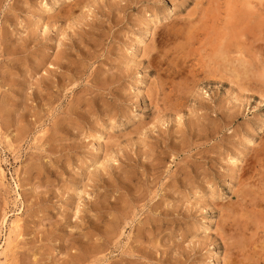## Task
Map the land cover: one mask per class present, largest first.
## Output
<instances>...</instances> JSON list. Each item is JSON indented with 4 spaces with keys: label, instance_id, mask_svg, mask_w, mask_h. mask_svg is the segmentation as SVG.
Segmentation results:
<instances>
[{
    "label": "rangeland",
    "instance_id": "rangeland-1",
    "mask_svg": "<svg viewBox=\"0 0 264 264\" xmlns=\"http://www.w3.org/2000/svg\"><path fill=\"white\" fill-rule=\"evenodd\" d=\"M263 157L264 0H0L2 264H264Z\"/></svg>",
    "mask_w": 264,
    "mask_h": 264
},
{
    "label": "bare ground",
    "instance_id": "bare-ground-1",
    "mask_svg": "<svg viewBox=\"0 0 264 264\" xmlns=\"http://www.w3.org/2000/svg\"><path fill=\"white\" fill-rule=\"evenodd\" d=\"M206 22H207V21H206ZM195 23H196V22H195ZM203 23H204V22H203ZM190 26H191V25H190ZM187 27H188V26H187ZM197 27H198V26H197ZM145 30H146V29H145ZM177 30H178V29H177ZM147 31H148V30H147ZM182 31H183V30H182ZM188 31H189V30H188ZM188 31H187V32H188ZM227 32H228V31H227ZM145 33H146V31H145ZM184 34H185V33L183 32V35H184ZM190 34H191V33H190ZM170 35H171V34H170ZM184 36H185V35H184ZM192 36H193V33L191 34V37H192ZM253 36H254V34H253ZM137 37H138V36H137ZM140 37H141V36H140ZM155 37H156V36H155ZM186 38H187V36H186ZM223 38H224V37H223ZM188 39H189V38H188ZM140 41H141L140 38H137V39L135 40V42L133 43L134 46L139 45V43H141ZM185 41H186V40H185ZM254 46H255V45H254ZM147 47H148V46H147ZM218 47H219V46H218ZM180 49H181V48H180ZM217 50H218V49H217ZM220 50H221V49H220ZM220 50H219V51H220ZM223 51H224V50H223ZM220 52H221V51H220ZM170 53H171V52H170ZM168 55H169V54H168ZM214 55H216V54H214ZM238 57H239V55H238ZM161 58H162V57H161ZM165 58H166V57H165ZM197 58H198V57H197ZM203 58H204V57H203ZM250 58H251V57H250ZM262 58H263V57H262ZM168 59H169V58H168ZM224 59H225V58H224ZM246 60H247V59H246ZM193 61H194V60H193ZM234 61H235V60H234ZM237 61H240L241 63H243V62H244V59H239V60H237ZM235 62H236V61H235ZM245 63H246V62H245ZM239 64H240V63H239ZM248 64H249V63H248ZM250 64H251V63H250ZM258 64H259V63H258ZM201 65H202V64H201ZM243 65H244V63H243ZM229 66H230V65H229ZM232 66H233V65H232ZM248 66H249V65H248ZM200 67H202V66H200ZM217 67H218V66H217ZM242 67H244V66H242ZM245 68H246V66H245ZM245 68H244V69H245ZM248 68H249V67H248ZM233 70H234V69H233ZM237 70H238V69H237ZM243 71H244V70H243ZM246 71H247V70H246ZM238 72H239V71H238ZM235 73H236V72H235ZM246 75H247V74H246ZM258 76H259V75H258ZM242 80H243V79H242ZM262 81H263V80H262ZM261 152H262V151H261ZM263 158H264V157H263ZM259 163H260V162H259ZM258 165H259V164H258ZM259 167H260V166H259ZM256 169H257V168H256ZM0 175H1V174H0ZM256 201H257V200H256ZM250 202H251V201H250ZM254 202H255V201H254ZM254 202H253V203H254ZM251 203H252V202H251ZM252 205H253V204H252ZM257 205H258V204H257ZM243 209H244V208H243ZM245 209H246V208H245ZM245 209H244V212H245ZM6 215H7V214H6ZM6 215H5V214H2V216H1V218H0V219H1V223L4 222L6 219H8V218L5 219ZM252 218H253V217H252ZM8 220H9V219H8ZM251 221H252V220H251ZM7 222H8V221H7ZM5 223H6V222H5ZM8 223H9V222H8ZM7 225H8V224H7ZM7 225H6V226H7ZM249 225H250V224H249ZM4 226H5V225H4ZM7 227H8V226H7ZM7 227H6V228H7ZM13 227H14V228H17V227H18V221H15V222H14ZM10 228H11V227H10ZM10 228H9V229H10ZM19 229H20V228H19ZM234 229H235V228H234ZM14 230H16V229H14ZM17 231H19V230H17ZM237 233H238V232H237ZM11 234H12V233H11ZM16 234H18V232H17ZM263 234H264V233H263ZM19 236H20V235H19ZM16 237H17V236H16ZM12 238H13V237H12ZM231 238H232V237H231ZM15 239H16V238H15ZM9 240H10V239H9ZM9 240L6 241V245H5L6 247H9V245L11 244V243H10L11 240H10V241H9ZM13 240H14V239H13ZM16 240H17V239H16ZM263 241H264V238H263ZM4 242H5V240H4ZM15 242H16V241H15ZM2 243H3V242H2ZM14 244H15V243H13V245H14ZM1 245H2V244H1ZM11 245H12V244H11ZM16 245H17V244H16ZM1 249H2V246H1ZM254 249H255V248H254ZM2 250H3V249H2ZM4 250H5V249H4ZM4 250H3V251H4ZM6 250H9V248L6 249ZM10 250H11V249H10ZM259 250H260V249H259ZM3 251L0 250V253H2V255L6 254V252H3ZM11 251H12V253H14L13 250H11ZM14 251H15V250H14ZM240 251H241V250H240ZM9 254H10V253H9ZM237 254H238V253H237ZM8 256H9V255H8ZM11 256H12V255H11ZM261 256H262V255H261ZM261 256H260V257H261ZM2 257H4V256H2ZM7 259H8V258H7ZM14 259H15V258H14ZM243 259H245V258H243ZM0 260H4V258H2V259H0ZM4 261H5V260H4ZM4 261H3V263H4ZM8 261H9V260H8ZM240 261H241V260H240ZM0 263H1V262H0ZM242 263H243V262H242ZM1 264H2V263H1Z\"/></svg>",
    "mask_w": 264,
    "mask_h": 264
}]
</instances>
